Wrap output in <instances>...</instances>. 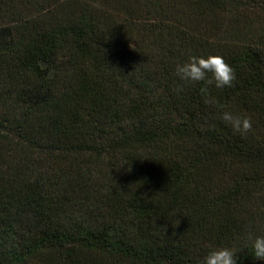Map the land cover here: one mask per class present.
Returning <instances> with one entry per match:
<instances>
[{
    "label": "trees",
    "instance_id": "trees-1",
    "mask_svg": "<svg viewBox=\"0 0 264 264\" xmlns=\"http://www.w3.org/2000/svg\"><path fill=\"white\" fill-rule=\"evenodd\" d=\"M100 3L0 0V264H264V0Z\"/></svg>",
    "mask_w": 264,
    "mask_h": 264
},
{
    "label": "clouds",
    "instance_id": "clouds-1",
    "mask_svg": "<svg viewBox=\"0 0 264 264\" xmlns=\"http://www.w3.org/2000/svg\"><path fill=\"white\" fill-rule=\"evenodd\" d=\"M90 6L96 9L103 7L100 0H90ZM175 74L181 81L205 82L207 85L214 83L216 88L231 87L235 80V70L220 55H208L206 58L192 55L187 62L176 65ZM200 92L206 104L213 103L208 98L207 87L201 88ZM221 118L231 126L234 132L245 134L253 130V120L250 116L224 111ZM248 239L251 241L252 254L255 259L264 261V236L253 238L249 233ZM202 264H237L236 251L226 246L213 249L209 251Z\"/></svg>",
    "mask_w": 264,
    "mask_h": 264
}]
</instances>
